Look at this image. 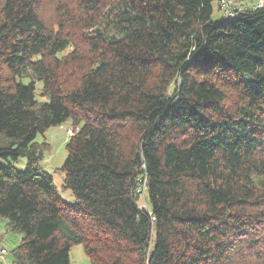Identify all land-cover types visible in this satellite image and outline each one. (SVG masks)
Instances as JSON below:
<instances>
[{"label": "trees", "instance_id": "obj_1", "mask_svg": "<svg viewBox=\"0 0 264 264\" xmlns=\"http://www.w3.org/2000/svg\"><path fill=\"white\" fill-rule=\"evenodd\" d=\"M214 2L0 0L11 264H264V7ZM66 120L72 203L36 140Z\"/></svg>", "mask_w": 264, "mask_h": 264}, {"label": "rangeland", "instance_id": "obj_2", "mask_svg": "<svg viewBox=\"0 0 264 264\" xmlns=\"http://www.w3.org/2000/svg\"><path fill=\"white\" fill-rule=\"evenodd\" d=\"M237 1V0H236ZM260 0H241L243 6L251 7L252 4L256 5ZM220 13L217 10L216 2L213 3V20H220ZM41 83L36 82V97L39 100H46L39 96ZM71 134V123L70 120H66L64 123L49 127L43 134H38L36 140L38 142L45 141L49 144L50 149L43 153V158L39 162V170L48 172L57 187L60 196L68 203L74 202V198L69 190H64L63 186V173L57 169L62 165L63 160L66 157L65 143L68 136ZM19 169L26 168V160L19 158L15 163ZM139 204L145 208L146 203L143 199V195H140ZM18 235L5 232V222L0 219V246L6 250V254H0V264H11V253L10 251L17 245L19 240ZM70 264H89V260L86 257L81 244L73 245L69 251Z\"/></svg>", "mask_w": 264, "mask_h": 264}, {"label": "built area", "instance_id": "obj_3", "mask_svg": "<svg viewBox=\"0 0 264 264\" xmlns=\"http://www.w3.org/2000/svg\"><path fill=\"white\" fill-rule=\"evenodd\" d=\"M220 9V16L229 20L235 19L244 8L236 0H217ZM254 7H264V1L260 0ZM0 254H6V251L0 247Z\"/></svg>", "mask_w": 264, "mask_h": 264}, {"label": "crops", "instance_id": "obj_4", "mask_svg": "<svg viewBox=\"0 0 264 264\" xmlns=\"http://www.w3.org/2000/svg\"><path fill=\"white\" fill-rule=\"evenodd\" d=\"M239 2H238V4L240 3V5L243 7V8H246L245 6H243V4L241 3V0H238ZM255 4V3H254ZM254 4H252V6L254 5Z\"/></svg>", "mask_w": 264, "mask_h": 264}]
</instances>
